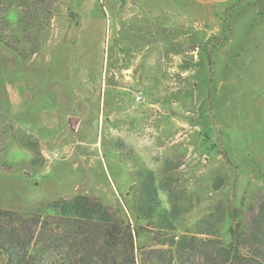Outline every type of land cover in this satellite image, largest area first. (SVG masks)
I'll list each match as a JSON object with an SVG mask.
<instances>
[{"label": "rangeland", "instance_id": "rangeland-1", "mask_svg": "<svg viewBox=\"0 0 264 264\" xmlns=\"http://www.w3.org/2000/svg\"><path fill=\"white\" fill-rule=\"evenodd\" d=\"M231 7L184 31L194 44L158 45L157 55L166 47L179 56L166 60L139 55L148 33L169 41L179 29L166 34L157 18L154 30L131 0H56L44 30L22 24L17 7L0 12V208L46 218L52 202L87 196L141 232L142 264L139 249L156 245L154 225L134 214L146 169L164 206L177 209L175 235L227 245V222L198 223L217 207L247 213L264 198V0ZM147 104L154 127L139 117L124 141L120 125L132 119L121 112ZM164 115L172 121L163 130ZM53 227L49 246L62 259L69 244Z\"/></svg>", "mask_w": 264, "mask_h": 264}, {"label": "trees", "instance_id": "trees-1", "mask_svg": "<svg viewBox=\"0 0 264 264\" xmlns=\"http://www.w3.org/2000/svg\"><path fill=\"white\" fill-rule=\"evenodd\" d=\"M55 2L0 0V12L17 7L22 12V24L44 30L50 25L51 7ZM227 24L231 31L229 21ZM139 179L135 218L154 225L156 243L139 249L142 264H197L198 256L204 259V264H264V198H259L247 213L234 207L227 211L217 207L215 213L198 223L199 226L221 227L227 222L229 242L224 246L208 238L175 235L177 209L164 206L155 173L145 169ZM220 182L214 183L215 190ZM44 211L46 218L34 210L30 211L33 215L26 217L0 208V252L6 264H138L134 235L141 232L132 228L129 219L117 218L102 203L78 196L56 200ZM53 226L64 230L63 237L69 244V251L62 259H56L49 246L54 237ZM46 231H52V235H44ZM38 243L49 249L36 251L34 245Z\"/></svg>", "mask_w": 264, "mask_h": 264}, {"label": "crops", "instance_id": "crops-1", "mask_svg": "<svg viewBox=\"0 0 264 264\" xmlns=\"http://www.w3.org/2000/svg\"><path fill=\"white\" fill-rule=\"evenodd\" d=\"M236 1L237 0H131V6L136 9V12H140L141 14H144L146 15V17H148L147 19L150 24H152L153 29L157 25L155 24L156 19L159 18L161 23L159 28H161L166 34H169L171 32V30H169L171 28L179 29L180 33V35L178 36H172L169 41H165V39L153 35L154 33H152L151 35H149L148 33L146 49L149 51L146 53L147 55H145L144 53V55H139V58L147 60H166L178 58V54H175L168 48L166 49V47L163 48V51H160V55H157V53L154 52V49L157 48L158 45L165 44H194L195 41L189 39L191 36L184 31L192 27V25L194 26V28H198L202 27V25H206L207 23L216 22L219 18V13L221 11L224 12L226 9H229L236 3ZM121 7L123 8L124 6L122 5ZM149 32L151 33L152 30L150 29ZM213 33L214 32L212 30L208 32L206 42L211 43L212 39L216 38ZM197 49L198 53L200 49ZM192 53L196 52L193 51L191 52V54ZM154 106V104H147L146 106H144V110L141 111V113H136L128 110L121 112V118H127V121L129 119H132L131 124L128 125L126 123H122L120 125L124 141H126L127 137H129V132L127 131L128 128L134 123H138L137 120L139 117V119L143 121V124H147L145 126L152 125L154 127V125L150 123L152 122L151 115L154 113ZM167 116L164 115L165 120H163L162 123L163 130L166 129V123L169 124L172 121L171 119V121H168L169 117ZM157 129L160 130V132L162 130L161 128H156L155 130ZM148 130L149 129L146 128L144 129L145 132H148ZM130 144L131 146L133 145L132 142Z\"/></svg>", "mask_w": 264, "mask_h": 264}, {"label": "water", "instance_id": "water-1", "mask_svg": "<svg viewBox=\"0 0 264 264\" xmlns=\"http://www.w3.org/2000/svg\"><path fill=\"white\" fill-rule=\"evenodd\" d=\"M79 121H80V119L79 118H75V117L70 119L69 123H70L71 128H72L73 131H75V129L77 127V123H79Z\"/></svg>", "mask_w": 264, "mask_h": 264}, {"label": "built area", "instance_id": "built-area-1", "mask_svg": "<svg viewBox=\"0 0 264 264\" xmlns=\"http://www.w3.org/2000/svg\"><path fill=\"white\" fill-rule=\"evenodd\" d=\"M137 101H139V102L143 101V95H142V93H139L138 94Z\"/></svg>", "mask_w": 264, "mask_h": 264}]
</instances>
